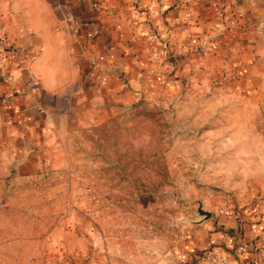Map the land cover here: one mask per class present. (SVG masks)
Returning a JSON list of instances; mask_svg holds the SVG:
<instances>
[{
  "label": "rangeland",
  "instance_id": "rangeland-1",
  "mask_svg": "<svg viewBox=\"0 0 264 264\" xmlns=\"http://www.w3.org/2000/svg\"><path fill=\"white\" fill-rule=\"evenodd\" d=\"M172 54L104 120L67 111L52 164L1 173L0 264H192L264 226V65Z\"/></svg>",
  "mask_w": 264,
  "mask_h": 264
},
{
  "label": "crops",
  "instance_id": "crops-1",
  "mask_svg": "<svg viewBox=\"0 0 264 264\" xmlns=\"http://www.w3.org/2000/svg\"><path fill=\"white\" fill-rule=\"evenodd\" d=\"M5 50L26 58L0 64V175L29 176L52 164L67 111L104 120L133 101L141 76L175 63L170 52L177 72L187 60L263 67L264 0H0ZM263 227L249 224L237 245L210 232L192 264H264Z\"/></svg>",
  "mask_w": 264,
  "mask_h": 264
},
{
  "label": "built area",
  "instance_id": "built-area-1",
  "mask_svg": "<svg viewBox=\"0 0 264 264\" xmlns=\"http://www.w3.org/2000/svg\"><path fill=\"white\" fill-rule=\"evenodd\" d=\"M19 52H21V51H19ZM35 56H36V53H34V52L31 53L30 59L31 60L34 59ZM24 58H26V52L25 51H22L19 56H17V50H13L12 52L7 51V50L0 52V64H2L3 66L6 65V62H9V61H12L14 63H21L22 64ZM0 67H2V66H0ZM7 79L8 80H12V76L9 75L7 77ZM239 249L240 250H244L245 247L241 245L239 247ZM210 253H213V251H211ZM210 256H211L210 254L207 255V258H210Z\"/></svg>",
  "mask_w": 264,
  "mask_h": 264
},
{
  "label": "water",
  "instance_id": "water-1",
  "mask_svg": "<svg viewBox=\"0 0 264 264\" xmlns=\"http://www.w3.org/2000/svg\"><path fill=\"white\" fill-rule=\"evenodd\" d=\"M198 213L204 215L205 218H208L210 216V213L207 211H204L201 206L198 208Z\"/></svg>",
  "mask_w": 264,
  "mask_h": 264
}]
</instances>
